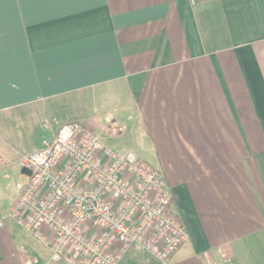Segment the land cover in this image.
Instances as JSON below:
<instances>
[{
  "label": "crops",
  "instance_id": "obj_1",
  "mask_svg": "<svg viewBox=\"0 0 264 264\" xmlns=\"http://www.w3.org/2000/svg\"><path fill=\"white\" fill-rule=\"evenodd\" d=\"M38 114L41 143L76 122L153 165L188 234L170 264H264V0H0V127ZM0 154V264H46L9 216L28 154Z\"/></svg>",
  "mask_w": 264,
  "mask_h": 264
},
{
  "label": "built area",
  "instance_id": "obj_2",
  "mask_svg": "<svg viewBox=\"0 0 264 264\" xmlns=\"http://www.w3.org/2000/svg\"><path fill=\"white\" fill-rule=\"evenodd\" d=\"M9 165L0 154V169ZM18 165L28 175L9 216L48 248L46 264H119L131 247L170 264L188 241L160 174L79 123L60 127Z\"/></svg>",
  "mask_w": 264,
  "mask_h": 264
},
{
  "label": "rangeland",
  "instance_id": "obj_3",
  "mask_svg": "<svg viewBox=\"0 0 264 264\" xmlns=\"http://www.w3.org/2000/svg\"><path fill=\"white\" fill-rule=\"evenodd\" d=\"M53 120L55 122L54 128H56L57 125L60 123V119L52 114H38L36 116H28L19 122H14L11 124H6L5 126H1L0 142H6L19 153L28 154L32 152L33 149H35L36 147H39L42 138L46 136L45 132L47 130L44 129L45 123L53 122ZM128 151L136 155L134 150ZM148 165L150 166L151 164L148 162ZM152 166L153 165H151L150 167ZM19 172L21 171L19 170ZM31 241L33 243V246L41 247L40 243L33 237H31Z\"/></svg>",
  "mask_w": 264,
  "mask_h": 264
},
{
  "label": "water",
  "instance_id": "obj_4",
  "mask_svg": "<svg viewBox=\"0 0 264 264\" xmlns=\"http://www.w3.org/2000/svg\"><path fill=\"white\" fill-rule=\"evenodd\" d=\"M25 172V171H24ZM27 175H28V173L27 172H25Z\"/></svg>",
  "mask_w": 264,
  "mask_h": 264
}]
</instances>
